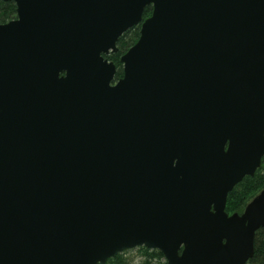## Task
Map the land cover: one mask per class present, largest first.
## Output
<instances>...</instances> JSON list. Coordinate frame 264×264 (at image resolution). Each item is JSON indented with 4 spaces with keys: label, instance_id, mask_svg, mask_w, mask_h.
Segmentation results:
<instances>
[{
    "label": "water",
    "instance_id": "95a60500",
    "mask_svg": "<svg viewBox=\"0 0 264 264\" xmlns=\"http://www.w3.org/2000/svg\"><path fill=\"white\" fill-rule=\"evenodd\" d=\"M14 1L0 264H106L142 246L167 264H246L264 188L242 213L226 204L264 157V0ZM139 24L115 81L105 56Z\"/></svg>",
    "mask_w": 264,
    "mask_h": 264
},
{
    "label": "trees",
    "instance_id": "16d2710c",
    "mask_svg": "<svg viewBox=\"0 0 264 264\" xmlns=\"http://www.w3.org/2000/svg\"><path fill=\"white\" fill-rule=\"evenodd\" d=\"M153 7L147 6L144 10V18L152 14ZM17 18V8L14 0L0 1V23H6ZM140 37V25L134 26L126 31L118 40V50L107 55L110 61L117 65L116 79L123 76V64L120 57L134 45ZM264 188V157L260 167L254 175L245 176L229 193L226 210L230 214L240 212L245 205ZM140 254V259L134 261L125 256V252L119 253L110 258L106 264H167L164 254L157 249H150L144 246L135 249ZM129 251V250H128ZM246 264H264V227L260 228L255 235V252Z\"/></svg>",
    "mask_w": 264,
    "mask_h": 264
},
{
    "label": "rangeland",
    "instance_id": "374dc122",
    "mask_svg": "<svg viewBox=\"0 0 264 264\" xmlns=\"http://www.w3.org/2000/svg\"><path fill=\"white\" fill-rule=\"evenodd\" d=\"M246 206V205H245ZM245 208V207H244ZM244 210V209H243ZM242 210V211H243ZM240 211V213L242 212ZM238 212V211H237ZM125 256L130 258V259H134V261H138L140 259V254L138 253L137 250L133 249V250H129L125 253Z\"/></svg>",
    "mask_w": 264,
    "mask_h": 264
},
{
    "label": "flooded vegetation",
    "instance_id": "af4514ba",
    "mask_svg": "<svg viewBox=\"0 0 264 264\" xmlns=\"http://www.w3.org/2000/svg\"><path fill=\"white\" fill-rule=\"evenodd\" d=\"M116 52H117V51H116ZM112 53H115V52H111L110 54H112ZM110 54H109V55H110ZM120 58H121V57H120ZM113 62H114V61H113ZM114 63H115V62H114ZM115 65H116V64H115ZM116 67H117V65H116Z\"/></svg>",
    "mask_w": 264,
    "mask_h": 264
}]
</instances>
